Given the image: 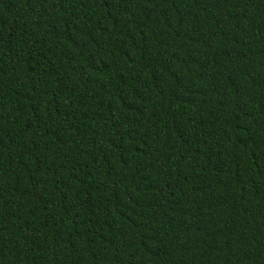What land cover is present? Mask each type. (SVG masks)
<instances>
[{"label": "trees", "instance_id": "obj_1", "mask_svg": "<svg viewBox=\"0 0 264 264\" xmlns=\"http://www.w3.org/2000/svg\"><path fill=\"white\" fill-rule=\"evenodd\" d=\"M0 264H264V0H0Z\"/></svg>", "mask_w": 264, "mask_h": 264}]
</instances>
